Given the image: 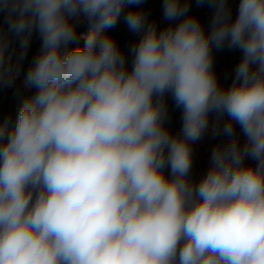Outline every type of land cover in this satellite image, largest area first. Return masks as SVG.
Masks as SVG:
<instances>
[{
	"label": "clouds",
	"instance_id": "1",
	"mask_svg": "<svg viewBox=\"0 0 264 264\" xmlns=\"http://www.w3.org/2000/svg\"><path fill=\"white\" fill-rule=\"evenodd\" d=\"M143 2L0 0L22 49L41 39L34 92L0 122V264H264V0H239L235 17L231 0H195L213 9L207 29L192 0H163V29ZM126 8L143 33L130 66L107 32ZM72 17L88 24L82 46ZM225 47L242 53L227 87ZM5 51L0 30L11 84ZM209 130L227 141L196 181L191 145Z\"/></svg>",
	"mask_w": 264,
	"mask_h": 264
},
{
	"label": "built area",
	"instance_id": "2",
	"mask_svg": "<svg viewBox=\"0 0 264 264\" xmlns=\"http://www.w3.org/2000/svg\"><path fill=\"white\" fill-rule=\"evenodd\" d=\"M192 1L195 3V0ZM238 3L239 0H231L230 6L232 9L233 17H235L236 15ZM157 6L160 8L161 13L160 15H158L155 23L158 29H163L169 22L163 19V5L157 2ZM191 14L198 16L204 27L207 29L210 19L213 15V9L205 4L201 7H197V12H193ZM70 20L77 26V32L79 36L77 45L82 46L84 44L83 37L86 36L88 32V24L83 19V17H72L70 18ZM0 30H2L4 43L7 45L5 56L10 57L11 67L14 74L12 83L8 84L5 82V84L7 87L18 91L21 95L23 94L24 97L30 96L33 94L34 90L26 89L24 87V77L29 66L31 65L33 58L40 49L41 39L36 33V44L32 45V43H30L26 51L22 49L20 45V38L9 31L8 17L6 12H0ZM241 56L242 53L237 49H228L227 47H225L221 51L214 50V68L221 85L227 87L231 84L232 79L234 78L235 67L241 59ZM127 60L130 66L132 59L127 58ZM6 79L7 77H5V80ZM170 99L171 96H167L166 100ZM214 119V116L210 118V124H212ZM170 130L172 133H174L173 129ZM236 133L239 136L241 143H243L244 137L240 132L238 126L236 128ZM226 141L227 138H225L224 136H214L211 130H209L199 141L191 145L193 149V167L191 171L192 179L198 181L206 173L207 169L210 166V155L213 148L218 143L222 144L226 143ZM247 162L252 163V161Z\"/></svg>",
	"mask_w": 264,
	"mask_h": 264
},
{
	"label": "trees",
	"instance_id": "3",
	"mask_svg": "<svg viewBox=\"0 0 264 264\" xmlns=\"http://www.w3.org/2000/svg\"><path fill=\"white\" fill-rule=\"evenodd\" d=\"M157 2L158 0H144V2L138 6L139 9L143 10L147 15L150 22H155L158 15L161 13L160 8L157 6ZM126 13L127 8L121 13L116 26L108 29L107 32L116 41L119 47H125L126 57L132 59L130 48L133 43L141 38L143 33H134L128 29L124 20ZM36 37L37 35L34 32L30 42L32 45L36 44ZM24 98L23 94L21 95L15 89L7 87L5 82L0 81V122H6L9 128L14 125Z\"/></svg>",
	"mask_w": 264,
	"mask_h": 264
},
{
	"label": "rangeland",
	"instance_id": "4",
	"mask_svg": "<svg viewBox=\"0 0 264 264\" xmlns=\"http://www.w3.org/2000/svg\"><path fill=\"white\" fill-rule=\"evenodd\" d=\"M158 2H160L163 5V0H158ZM190 12L191 13L197 12V7L193 1L191 3ZM6 48H7V45H6ZM120 48L125 52L124 46H120ZM166 102H167L168 111H169V118L166 122V126L170 129H173L174 131L173 134H177L180 132V129L182 126V120H181L182 110L175 107V104L172 98L170 100H166Z\"/></svg>",
	"mask_w": 264,
	"mask_h": 264
}]
</instances>
